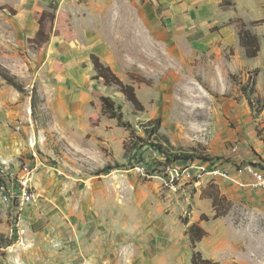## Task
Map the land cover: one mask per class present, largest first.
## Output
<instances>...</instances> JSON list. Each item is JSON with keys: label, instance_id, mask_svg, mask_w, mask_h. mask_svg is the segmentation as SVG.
Wrapping results in <instances>:
<instances>
[{"label": "rangeland", "instance_id": "374dc122", "mask_svg": "<svg viewBox=\"0 0 264 264\" xmlns=\"http://www.w3.org/2000/svg\"><path fill=\"white\" fill-rule=\"evenodd\" d=\"M31 2L23 7L22 0H0V65L22 90L0 77L3 241L13 240L12 250L20 251L30 220H77L84 222L78 237H69L71 227L57 226V252H86L94 242L126 259L173 249L169 253L188 264L192 250L183 237L197 224L206 234L196 249L202 257L215 264H264V196L253 191L244 170L247 164L264 170V0ZM22 10L33 12L42 36L20 28L15 15ZM41 11L48 14L42 22ZM52 14L57 31L51 32ZM243 31L257 37V58L239 52ZM54 34L79 50L57 46V60L47 56ZM91 55L134 88L143 111L105 84ZM68 69L81 70L91 82L77 98L67 95L62 73ZM56 74L52 121L51 102L39 90L46 91ZM103 96L119 107L132 134L101 113ZM54 126L91 130L78 136ZM164 138L170 153L195 152L211 161L168 162L150 145ZM216 189L229 203L223 209L230 206L218 219L205 197ZM54 239L39 241L51 247ZM9 247L0 246V264H9Z\"/></svg>", "mask_w": 264, "mask_h": 264}, {"label": "crops", "instance_id": "0c3cea01", "mask_svg": "<svg viewBox=\"0 0 264 264\" xmlns=\"http://www.w3.org/2000/svg\"><path fill=\"white\" fill-rule=\"evenodd\" d=\"M37 1H40L41 3L46 2L47 4L49 0H43V1L37 0ZM22 2H23L22 4L23 7L32 3L31 0H22ZM33 6L34 7L36 6L35 2H33ZM43 7L46 8V5H44ZM43 13H47V12L41 11L39 16H42ZM32 15H33V12H28V11H23V10L21 14L19 12L17 13V15H15L16 17L15 21L18 22V24L20 25V28L23 29V31H25L27 35H29V37H32L33 35L37 34L41 27L40 23H37L33 19ZM53 19H55V21H53L54 24L52 25V27L50 26L52 28L51 32L52 30L57 31V14L56 16H54ZM57 46H61L62 51H65L67 53H70V51L74 48L79 50V48H77L79 46H77V43L75 41H71L70 43L63 42V41L61 42L57 38V34H54L52 35L51 38H49L48 44L46 45L47 56L48 54L49 55L54 54L55 57L51 56V58L57 60ZM220 48H221V51L224 52L226 48V44L223 43L220 46ZM238 49H239V52L241 53L242 51L245 56L244 49L241 46H239ZM245 58L248 59L246 56ZM246 67H249V66H246ZM75 69H68L67 71L62 73V78L66 80L67 84H69V87H68L69 89L67 90L69 92L67 95L71 97L75 96V98H77L80 96L77 90L82 87L85 90L86 89L88 90L89 88H91L90 87L91 82L90 80L84 81L85 78L83 77L84 75H82L83 73L81 72V70H75ZM80 78H83V80ZM47 82H48L47 84H44L46 85L45 86L46 91L39 90V93L41 97L50 100L51 103H50V113L49 114L51 115L52 121H54V120H57V74L53 78V81L49 80ZM87 93H90V92H87ZM261 95H264V94L261 93ZM59 114L61 115L62 111H59ZM54 128L57 131H70L71 133L72 132L76 133V135L78 136H80L81 134L85 135L87 132H89V130H91V126H54ZM82 132H84V134ZM246 179L249 180L251 184L252 179L247 175H246ZM253 191L256 194H260L261 196H264V192L260 189L259 190L253 189ZM29 223L30 224L28 225L25 224L24 227L26 228L33 227V228L23 233V239H22L23 248L20 251L19 250L15 251V250H12L14 249L13 248L14 245L9 247L13 251L12 253L11 251L7 253L9 264L10 263L13 264L12 262L14 261L16 264H181L178 254L175 253L174 255H172L169 253V251L173 249H166L162 253L155 254V255L153 254L151 256L149 255V257L147 258L140 257L139 255H136V256L134 255L133 257H127L126 259L125 256L118 258V256H116L115 254L110 256L111 248H109L107 244H104V243L98 244L94 242V243H91L90 250L88 251V248H87L86 252L81 251V249L77 250L76 252H69V253L68 252H63V253L57 252V241H56L57 240V226L71 227L72 229L69 230V237L70 238L72 236L78 237V235L81 232L80 228L78 229V227L83 226V224H79V223H84V222H79L77 220L76 221L65 220V221H59V222L57 221L46 222L45 220H34L33 219V220H30ZM86 226L89 227V225H86ZM42 228H47V229L43 230ZM59 231L61 232L60 229ZM95 232L96 230L94 229L88 230V233L91 234V235L89 234L91 237L95 235ZM103 233H105V235H108L109 230L106 229L104 232H102V236H103ZM185 236L186 237H183V236L182 237L183 239H185L186 242H188V248L191 249L189 236L187 234H185ZM50 237L55 238L54 241L52 242L51 247H49V244L41 243L39 241V239L41 238H50ZM25 240H27L28 242H25ZM31 240H34L32 247H30V243H29V241ZM200 242L196 243V249H197V244H199ZM55 244H56V247H55ZM48 248H53V249L47 250ZM98 252H100V254H98ZM47 259H50L52 261H47ZM204 259L213 261L210 258H204ZM189 263L191 264V260L188 261V264Z\"/></svg>", "mask_w": 264, "mask_h": 264}, {"label": "trees", "instance_id": "16d2710c", "mask_svg": "<svg viewBox=\"0 0 264 264\" xmlns=\"http://www.w3.org/2000/svg\"><path fill=\"white\" fill-rule=\"evenodd\" d=\"M231 5L228 4L225 8H230ZM222 9V8H221ZM48 15L47 13H43L41 16V22L44 19V16ZM54 18L53 14L51 15V20ZM42 26V24H41ZM44 31V28L40 27L39 32L37 33V36H42ZM239 45L244 49L245 56L248 59H254L257 57L260 48H259V42L255 35L251 34L248 31L241 32V35L239 37ZM90 61L93 65V69L97 74L106 76V85L113 84L119 88V92L126 98L128 102H130L133 107L138 111H143V106L141 105L140 101L137 99L134 88L132 86L124 85L122 82L117 80V78L112 74L110 69L108 67L103 66L99 60L91 55ZM0 77L8 84L13 86L18 91H21L20 86H18L15 83V79L8 73V71L3 68L0 65ZM101 113L105 116H107L110 119H116L120 125H124L126 129L130 131L132 134L134 132L133 127L129 126V124L123 122L122 119V113L120 112V109L118 106H115L114 102L108 98V97H101ZM153 123L155 125H159V120H155ZM160 126H154V128H159ZM156 151L163 154L166 157V160L168 162H179V163H185V162H193L194 160L198 161H204L209 162L210 159L207 158V156L197 154V153H170L171 151V145L169 144V141L164 138L163 144H150ZM170 148V150H168ZM205 197L210 199L212 201V208L214 210V218L218 219L228 213L230 210V206H227L226 209H223L224 203H229L226 201V198L220 194V191L216 189V191L212 194H206ZM220 209H223L222 212H220ZM187 235L190 239V245H191V264H215L211 260L204 259L199 251H196V243L200 242L205 237V231L197 224H193L190 226V228L187 230ZM12 244H14L13 240H4L3 236L0 235V246L3 248L9 247Z\"/></svg>", "mask_w": 264, "mask_h": 264}, {"label": "built area", "instance_id": "2783aa9c", "mask_svg": "<svg viewBox=\"0 0 264 264\" xmlns=\"http://www.w3.org/2000/svg\"><path fill=\"white\" fill-rule=\"evenodd\" d=\"M244 170L246 175L252 179L253 187L264 192V170L253 164H247Z\"/></svg>", "mask_w": 264, "mask_h": 264}]
</instances>
